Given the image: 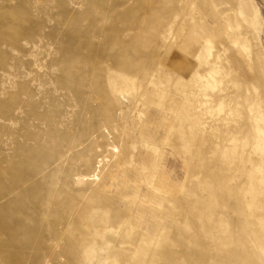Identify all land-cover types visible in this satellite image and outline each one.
<instances>
[{
  "label": "rangeland",
  "instance_id": "rangeland-1",
  "mask_svg": "<svg viewBox=\"0 0 264 264\" xmlns=\"http://www.w3.org/2000/svg\"><path fill=\"white\" fill-rule=\"evenodd\" d=\"M263 59L264 0H0V264H241L264 150L214 138V79L264 130ZM205 175L229 227L194 241Z\"/></svg>",
  "mask_w": 264,
  "mask_h": 264
},
{
  "label": "bare ground",
  "instance_id": "bare-ground-1",
  "mask_svg": "<svg viewBox=\"0 0 264 264\" xmlns=\"http://www.w3.org/2000/svg\"><path fill=\"white\" fill-rule=\"evenodd\" d=\"M253 15H255V14H253ZM118 21H120V23L123 22L122 20H118ZM110 41H112V40H110ZM108 45L110 47L109 40H108L107 44H104V47H103L104 51L107 50L106 48H108ZM206 45L208 46V44H206ZM209 45H210V43H209ZM207 46H206V49H207ZM247 48H248V46H246L244 44V45L241 46L240 49L246 50ZM108 51H110V50H108ZM216 57H215L216 60H214V70L209 71L208 74L205 75V76L202 75L203 77H200L199 79L203 78L205 80L207 77H208V79L212 78L213 74H214V78H215V75L217 73L216 70H215L216 69L215 66H216V61L219 58V57L218 58H216ZM252 57L253 56H251V58ZM257 57L259 58V56H255L256 59H257ZM122 58H121V60L117 59V61L119 60L117 62V67H118V65H121V66L124 67V68L122 67V69L126 68L127 70H129V69H131L130 67L134 66L132 63H130L129 61L125 60L126 58L124 60ZM258 60H259V63H260L261 59H257L256 62H258ZM262 61H261V63H262ZM197 64H199V63H197ZM257 64H256V67H258V68H260L262 66L261 64H260L261 66H259V65L257 66ZM141 65L142 66L144 65L143 62L141 63ZM121 66H120V68H121ZM221 66H222V64H221ZM262 67H264V63H263ZM258 68H257V70H258ZM261 69H263V68H261ZM261 74H258V75H261ZM255 76H256V74H255ZM256 78H257V76H256ZM203 79H201V80H203ZM208 79H206L204 82L202 81L203 82L202 87L213 88L211 82H209L210 80L208 81ZM261 80L264 82V79H261ZM217 82H219L220 84L222 83V81H217ZM231 82H230V84H231V86H233L234 83H231ZM196 83H197V81H196ZM237 83H239V82H237ZM257 84H258V82H257ZM231 86H228V83H226L223 87H221V86L219 87L217 85L215 79H214V104L216 105V107H218V110L221 111L222 107H223V104L225 102H227V105H226L227 109H226V111H223L224 112V116L221 115L222 117L218 119L217 118L218 114H217L216 119H218V120H216L214 122V138H216V140L219 141L222 144L230 143V144H233V145H237V143H241L242 140L246 139V137H248L250 135L251 131H252L253 139L256 138V140L253 142V147H252L253 151H259L260 150L261 152H263V150H264V130H262L260 125H259L260 123L263 122V119H262L261 116H254L253 114H252L253 115L252 118H250L248 116L249 115L248 111L250 112V108L248 109V106L250 107L251 103H254V100L247 99L246 97H245V99H246L245 100L244 97H242V96H244L245 93L247 94V92H248L247 90H250V89L245 87L246 86L245 85L244 86L245 88L243 89V91L241 90V92L240 91L237 92V93H239V95H238V94L234 93V88H233V91H231V88H230ZM202 89H204V88H202ZM253 89H255V87ZM200 91H201V89H200ZM202 93H203V91H202ZM240 94H242V95H240ZM249 95H247V96H249ZM208 96H210V95H208ZM253 96H252V98H253ZM255 98H257V97L255 96ZM239 99H242L243 101L247 102L246 108H245V110L247 112H245V113L244 112L243 113H238L237 112L236 108L239 107V102H238ZM257 99H259V98H257ZM257 99L255 101H257L258 104H259L260 103V101H259L260 99L259 100H257ZM261 99H263V98H261ZM257 102H256V104H257ZM262 103H263V101H262ZM251 107H253V106H251ZM251 113H252V111H251ZM220 114H222V113H220ZM194 121L196 122V120H194ZM249 123L251 124V130L247 133ZM247 124H248V126H247ZM239 145H242V144H239ZM113 149H114V147H113ZM114 152L116 153L118 151L116 150ZM99 162H101V161H99ZM17 165L18 164H16V166ZM13 168H15L14 165H13ZM96 168H99V164H98V166ZM11 169H12V167H11ZM13 173L14 172H12V174ZM12 174H11V172H9V170L0 171V176L2 178V181L11 179L10 182L12 183V178L13 179L15 178V177H12ZM95 176H96L95 174L92 175L89 178V180H91V179L93 180V178H95ZM206 177H208V176H206ZM95 180H97V177L95 178ZM7 182H9V181H7ZM205 182H206V185H208V192L207 193L209 194L208 195L209 199L205 198V199H207L206 202L205 201H199V202H196V203L192 204V206H187L186 210L184 211V214L187 216V218H188L187 220L189 221L188 222V224H189L188 229H189V231L191 230V232H192L191 236H192V239L194 241H196V239H197L196 236H197V234H199L200 229H203V232H207L209 229H211L213 227L214 228L215 227H220V228L225 227L226 228V226H227V228L229 227V222H228L229 219L225 220V219H222L225 216L224 217L222 216L221 218H219L218 215H217V214H219L221 212V210L224 209V208L222 209V204H223V199L222 198H223V195L225 193V188H224L222 180L217 178V175H215V177L214 176L210 177V178L208 177ZM4 184H1V185L4 186V187L2 186L3 188L2 187L1 188L3 190H6L4 188L7 185H6L5 182H4ZM12 184H15V181ZM263 184H264V182H262L261 185H263ZM246 198H247L246 199V206H247L249 215L245 216V223H243V225L241 226L242 230L245 229V236L244 237L246 239V252H245L244 255H242L240 258H238V260H239V262L241 264H264V190L260 191V193H257L256 190L254 189V187H252V188L249 189ZM230 211H231V209L230 210L228 209V211H226V212L228 213ZM182 213H183V211H182ZM223 213H222V215H223ZM232 213H233V211L230 212V214H232ZM233 215H236V214L234 213ZM230 225H231V223H230ZM233 232H236V231L234 230ZM244 242H245V240H244ZM18 256H20V255H18ZM3 262H4V264H19L20 260L19 261H16V260L13 261V260L10 259V261H8V259L6 260L4 258Z\"/></svg>",
  "mask_w": 264,
  "mask_h": 264
}]
</instances>
